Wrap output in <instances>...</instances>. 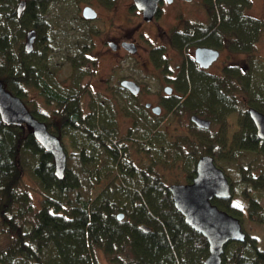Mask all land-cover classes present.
<instances>
[{"label":"trees","instance_id":"trees-1","mask_svg":"<svg viewBox=\"0 0 264 264\" xmlns=\"http://www.w3.org/2000/svg\"><path fill=\"white\" fill-rule=\"evenodd\" d=\"M21 1L0 0V79L22 100L26 99L28 87H32L54 103L61 118L46 125L60 139L64 137L72 150L65 149L66 171L63 178H58L53 154L36 139L30 127L9 125L0 117V264H100L99 250L117 264H204L209 253L206 237L185 221L169 185L154 170L160 160L162 164L171 160L180 164L188 143L180 146L183 138L170 142L166 126L155 122L153 125L159 128L141 130L143 136L133 150L128 143H134L136 137L132 132L130 137L120 136L112 103L93 96L90 111L84 114V53L66 57L73 69L69 85L63 88L53 74L58 70L56 63L51 65L48 58L53 50L49 45L54 41L52 31L57 25L46 13L54 0H25L26 7L18 15ZM205 3L211 13L210 26L180 34L176 43L182 47L197 39L200 44L223 46V41L229 39L232 48L247 54L244 61L249 65L264 30V19L245 13L250 0ZM30 31H35L36 41L34 50L27 52L23 40ZM258 67L254 77L251 69L245 73L239 68L224 77L193 72V86L187 90L183 83L187 98L174 104L175 109L187 107L214 120H225L240 102L246 101L264 112V65ZM137 108L134 114L142 115L145 107L138 105L132 113ZM33 115L43 122L49 120L40 113ZM145 119L150 124V118H139ZM242 121V130L234 136L229 149L264 156V140L257 134L254 122L248 116ZM199 131L197 138L206 144L211 142L201 150L203 155L216 156L214 147L218 142L225 146V141H210L206 130ZM134 152H140L141 162L134 161ZM144 152L151 155L148 165L144 164ZM197 160L196 155L189 159L190 179L196 173ZM230 184L233 194L238 186L234 199L238 195L240 200L215 197L213 202L242 220L264 225V170L253 165L242 167L240 177ZM33 187L40 192L38 201L31 192ZM50 206L60 207L65 224L47 220ZM120 212L124 213L123 219L118 218ZM142 224L149 231L142 229ZM223 264H264V248L250 234L243 242L231 240L225 246Z\"/></svg>","mask_w":264,"mask_h":264},{"label":"rangeland","instance_id":"rangeland-1","mask_svg":"<svg viewBox=\"0 0 264 264\" xmlns=\"http://www.w3.org/2000/svg\"><path fill=\"white\" fill-rule=\"evenodd\" d=\"M132 1L133 0H54L51 2L46 16L49 17L51 21L53 20L57 27H55L52 31L54 41L50 42L49 45L53 47V50L52 54H50L48 58L51 65L53 62L56 63V68H58V70L57 72L53 71V74L56 75L60 86L64 88L69 85L68 78L72 69L70 62L66 59V57L69 58L73 55L75 56V53L80 51L78 46H81L84 42L87 44L86 40L88 37L85 28L87 25L92 24V26H100L102 29L108 28L110 29L108 32L109 36L116 35L119 30L129 32L133 28L135 30L137 27L142 26L140 23L141 18L139 17V13L133 12V9L131 10ZM88 2H91L94 8L99 10L101 17L97 21L86 23L82 22L80 14L82 7ZM113 2H115L114 5L109 7L108 5H111ZM205 2L206 0H193L191 2L185 0H175L172 4H169L167 1H164L161 5V13L156 19L160 26L157 29L155 27L153 28L152 24L145 27L147 37L152 38L155 44H165L167 42L164 38V36H166L165 31H170L175 26L182 24L183 19L190 20L188 22H192L198 26H210L212 23L211 13L208 11ZM250 2V6L245 10V13L253 18L264 19V0H250ZM103 33L104 32L96 34L92 38L93 46L91 51H89V55L97 57L98 62L97 66L90 69L91 71L89 74L84 77L83 84H87L90 89L87 90L82 99L83 113L86 114L90 111L89 105L91 100H93V96L102 98L100 100H105L109 104L112 103L115 109L110 112H114L113 118H118L120 136L127 138V136H129L128 134L132 132V134L136 137V141L134 143H128L133 150H136V144L138 142L137 139L140 140L143 136V132L140 133L141 130L144 128L148 130L150 127L157 130L159 127L158 125L154 126L155 122H159L160 127L165 125L167 139L169 141L184 138V140L188 143V145H185L183 148L185 149L186 157H182L180 162L178 161L180 164L174 163V160L167 162V164H162L160 160L159 165H157L154 170H156L155 172H157L160 178L167 185L189 182L190 177L189 172L187 171L189 159L191 160L195 155L197 158L200 155H203L201 150L208 148L207 146H210L211 142L206 144L204 141L200 140V138L195 136L196 133H198L200 137V131L192 128L193 123L190 119L191 113H186L181 118L171 119L167 118L169 112L164 107L162 116L157 118L153 117L154 112L148 108H145L142 115L140 114L141 112L134 114L138 108L133 113L132 111L138 105L131 99L124 98L126 95H124L122 91H105L103 79L112 76L110 75L112 72L111 69H115L112 66L116 64V61L114 57L108 53L106 54L103 50L102 39L107 38V33L105 35ZM144 40H146V38L142 37L140 43L144 44ZM23 43L25 44V40H23ZM223 52L222 59H220L211 68L212 72L220 73L218 68L219 65L223 63H235L242 67L245 66L244 58L247 56L246 53L236 52L229 55L228 51ZM172 54L174 55V53ZM251 55L252 62L248 60L249 65L247 66L250 67L251 74L254 77L256 72H259L258 66L262 67L264 65L262 63L264 61V30L255 45L254 54ZM138 58L141 59V61L136 62V65L133 64L134 58H125L124 60H121L119 63L122 65V68H120L118 72L116 70L113 74H116V72L119 75L125 76L133 74L141 78L145 89L136 100L138 103H142V105H139V108L141 106L143 107L145 102H152L153 104L161 106V94L163 93V86L167 83L166 77L161 74H156V78H154V76L149 74L151 71L149 67L152 65L147 60L146 54L143 50H141ZM176 58L180 61L179 55L176 54ZM175 64L176 61H173L172 65L175 66ZM240 100L241 97L239 101ZM23 101L32 113L36 112L45 115L46 118L49 119L45 120L46 124L52 121L58 122L59 118H61V116L57 114L56 105L46 101L41 94H39L38 91L32 87H28L26 99ZM251 106L252 105H250L249 102H240L236 111L230 113L225 120L213 119L212 126L206 130V137H208L210 141L211 139L217 142L220 139L225 141V146H222V144L218 142V145L214 147L216 149V156L214 157L216 164L225 171V174L228 176L231 183L233 180H237L240 177V170L242 167L246 168L249 165H253L256 169L264 170L263 155L246 150L231 152L229 149L234 136L242 130V120H244L247 116L250 117L248 109ZM126 107H128L130 111H127ZM139 118H150L151 122L149 124L146 119L140 121ZM168 121H170V123ZM61 141L67 151L72 150L70 143L62 136ZM144 155V157H146L144 164L148 165L151 161V155L145 152ZM139 156H141L140 152H134V161L136 160L141 162ZM170 157L171 155L169 158ZM26 181L31 183L29 179H26ZM237 189L238 186L236 187V190ZM236 190L233 194L231 202L234 200H240V196L238 195L237 198L234 199L236 196ZM31 192L38 201L40 199V192H38V189L33 187ZM94 192L97 193V191ZM48 210L49 214L47 216V220L49 222L57 225L65 224L66 220L59 206H50ZM241 222L246 233L253 237H257L260 246L264 248V225L257 221H248V219L245 218H243V220L241 219ZM97 255L100 264H117L113 263L111 256L106 255L102 250H99Z\"/></svg>","mask_w":264,"mask_h":264},{"label":"water","instance_id":"water-1","mask_svg":"<svg viewBox=\"0 0 264 264\" xmlns=\"http://www.w3.org/2000/svg\"><path fill=\"white\" fill-rule=\"evenodd\" d=\"M137 8L143 11V17L151 20L158 10L160 0H133ZM171 2L172 0H168ZM192 1V0H185ZM26 7V1L22 0L17 8L18 15ZM83 17L95 19L97 12L91 6L83 9ZM36 40L35 31L26 35L24 48L27 52L34 50ZM132 51H135L134 48ZM219 56V51L209 46L196 48V60L202 67H209ZM122 85L127 86L132 93L137 94L140 86L133 81L123 80ZM166 91H170L166 87ZM146 107H151L147 102ZM152 111L160 114L162 107L153 106ZM248 113L254 122L257 134L264 140V112L256 107H249ZM0 117L9 125L27 124L36 139L42 146L54 156L55 175L63 178L67 165V152L59 136L49 131L45 122L38 120L27 108L24 101L5 87L0 79ZM196 117V116H195ZM193 118L202 128H209L210 120L205 118ZM176 208L185 217V221L197 232L204 235L208 241L209 253L204 264H223V254L226 244L231 241L243 242L247 233L243 229L241 219L226 210L221 209L213 202V199L232 198L231 184L225 171L215 163L210 154L203 155L196 164V174L191 183H174L168 186ZM119 219L124 218V213L118 214ZM141 228L149 231V227L142 224Z\"/></svg>","mask_w":264,"mask_h":264},{"label":"flooded vegetation","instance_id":"flooded-vegetation-1","mask_svg":"<svg viewBox=\"0 0 264 264\" xmlns=\"http://www.w3.org/2000/svg\"><path fill=\"white\" fill-rule=\"evenodd\" d=\"M164 1H167L169 4H172L175 0H172L171 2H169L168 0H160L158 10L151 20L144 19L143 11L137 8L136 5L134 4V1H132L131 10L133 9V12L139 13V17L141 18L140 23L142 26L137 27V29L135 30L133 28L129 32L119 30L116 35L109 36L108 32L110 31V29L108 28L102 29L100 26L98 27L92 26V24H90L91 26L87 25L85 27L87 31V37H88L87 44L83 43L85 45L82 44L81 46H78L80 48V51L78 52L84 53L83 54L84 58L87 59L83 63L82 68L85 69V72H87V75H88L89 72L91 71L90 69H92L94 66L95 67L97 66V62H98L97 57H92L91 55H89V51H91L92 46H93L92 38L96 34H100L104 32L103 34L105 35L107 33V38L102 39L103 50L106 52V54L108 53L109 55L114 57L116 64L115 65L112 64L113 65L112 67L115 68V69L113 68L111 69L112 72L110 75L112 76L106 77L103 79V82L105 84V91H108V92H112L114 90L122 91L124 95L130 96L131 98L130 97L128 98L131 99L135 104L142 105V103H138L136 101L138 96H140L145 89L144 85L142 84L141 78L133 74H131L130 76L119 75L117 74V72L120 70V68H122V65L119 62L121 60H124L125 58H134V61H133L134 65H136V62L138 61L140 62L141 59H139L138 56L141 53V50H143V52L146 54L147 60L152 65L149 67L151 69L149 74L151 76H154V78H156L155 76L156 74H159V75L161 74L166 77V82H167L163 86V89H162L163 93L161 94L162 100L160 103H161L162 111L160 114L154 113L153 117L154 118L161 117L164 107L169 112L167 118H181L184 114L191 113L190 119L193 123L192 128H197L199 130L200 129L208 130L212 126L214 118L208 117L205 113H200V112H196L195 110H190L187 107H184L181 110L175 109L176 108L175 105L185 101L187 98V94L184 92L185 89L183 87L184 86L183 83L185 82L186 89L190 90L191 87L193 86L192 74L194 75V73L196 72L205 73L207 75H211L214 77L215 76L224 77L225 74H227L228 72H230V74H234L237 68L241 69L245 73L248 70H250V68L246 65V63L244 67L239 66V64L237 65L235 63H232V64L223 63V64H220L218 68V70H220L219 71L220 73H215L211 71V68L220 59H222V55L224 53L223 51H228L229 55H231L232 53L238 52L234 48L231 47L233 43H231L229 39L223 41L224 43L223 46H211L207 44H200L199 40L193 39L191 41H187L182 47H180L179 44L176 43V41H178L177 38L180 36V34L187 35V31H191V29L193 31L200 30L201 26L199 27L198 25H195L192 22H188L190 20L183 19L182 24L175 26L170 31H165L166 36H164V38L167 41L165 44L164 43L155 44L152 38L147 37L145 27L152 24L153 28L155 27L157 29L160 26L159 23H157L156 19L161 13V5ZM114 3L115 2H113L111 5H108V6L111 7L114 5ZM86 6H91L92 8H94L91 2L86 3L85 6L82 7L81 14H80L82 22L89 23L92 21H97L101 16H100L99 10H96L95 8L94 9L97 12V17L95 19H86L83 17V9ZM142 37L146 38V40H144L145 41L144 44L140 43V40ZM34 46H35V42H34ZM200 46H209L219 51V56L211 63L209 67L200 66V63L197 62L196 60V48ZM133 48L135 51H132ZM172 53H174V55ZM176 54L180 56V61L176 58ZM173 61H176L175 66L172 65ZM70 66L72 65L70 64ZM116 70H117L116 74H113ZM123 80H129V81L135 82L137 85L140 86V91L137 94L132 93L131 90L127 86L122 85ZM83 82H84V79H83ZM83 86H86L87 90L90 89V87H88L87 84L84 85L82 83L81 87L83 88ZM166 87L170 88L169 92L166 91ZM146 103L147 102L144 103V107L150 109L151 111H152V107L157 105V104H153L152 102H150L151 107H146ZM169 107H172V109L170 108L169 110ZM195 116L198 118H205V119L210 120L209 128H202L199 125H197V123L193 120ZM170 142H173V141L170 140ZM183 142L186 143L184 138L182 139L180 146H182ZM201 156L203 155H200L198 157V160ZM214 160H215V157H214ZM193 178H191L190 181L187 183H191Z\"/></svg>","mask_w":264,"mask_h":264}]
</instances>
